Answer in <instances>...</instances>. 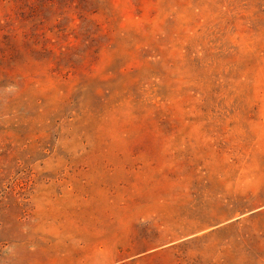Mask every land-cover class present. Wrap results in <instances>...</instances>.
<instances>
[{"label":"rangeland","instance_id":"1","mask_svg":"<svg viewBox=\"0 0 264 264\" xmlns=\"http://www.w3.org/2000/svg\"><path fill=\"white\" fill-rule=\"evenodd\" d=\"M0 264H264V0H0Z\"/></svg>","mask_w":264,"mask_h":264}]
</instances>
